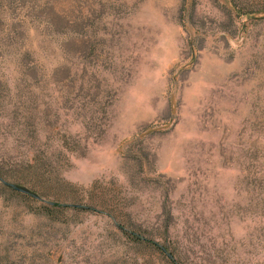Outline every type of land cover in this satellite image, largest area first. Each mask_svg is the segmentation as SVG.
Here are the masks:
<instances>
[{
    "label": "rangeland",
    "instance_id": "1",
    "mask_svg": "<svg viewBox=\"0 0 264 264\" xmlns=\"http://www.w3.org/2000/svg\"><path fill=\"white\" fill-rule=\"evenodd\" d=\"M0 180V264H264V0H0Z\"/></svg>",
    "mask_w": 264,
    "mask_h": 264
},
{
    "label": "trees",
    "instance_id": "2",
    "mask_svg": "<svg viewBox=\"0 0 264 264\" xmlns=\"http://www.w3.org/2000/svg\"><path fill=\"white\" fill-rule=\"evenodd\" d=\"M245 15H248L245 14ZM2 184L6 185L7 187L11 188L14 191H20V192H25L26 194L30 193L27 192L26 190H22L20 186L14 185V184H9L5 183L2 180H0ZM55 206H58L59 204H53ZM124 236L131 241L134 244L142 245V244H149L151 245L155 250L159 251L168 261L169 264H178L176 261V257L174 255V252L168 250V248L159 246V244H155L153 241L143 237L139 232H129L126 230H122Z\"/></svg>",
    "mask_w": 264,
    "mask_h": 264
}]
</instances>
